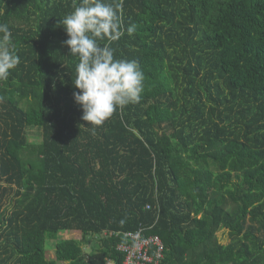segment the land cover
Returning a JSON list of instances; mask_svg holds the SVG:
<instances>
[{
    "label": "trees",
    "instance_id": "obj_1",
    "mask_svg": "<svg viewBox=\"0 0 264 264\" xmlns=\"http://www.w3.org/2000/svg\"><path fill=\"white\" fill-rule=\"evenodd\" d=\"M80 2L0 0L20 57L0 81V264H122L102 233L139 229L160 264H264V0H123L111 46L144 90L95 135L58 25Z\"/></svg>",
    "mask_w": 264,
    "mask_h": 264
},
{
    "label": "clouds",
    "instance_id": "obj_2",
    "mask_svg": "<svg viewBox=\"0 0 264 264\" xmlns=\"http://www.w3.org/2000/svg\"><path fill=\"white\" fill-rule=\"evenodd\" d=\"M122 14L123 0H81L58 20L68 37L62 42L68 56L77 60L72 85L78 91L73 92V99L82 109L84 127L93 135L115 112L139 103L144 90L140 64L117 59L111 46L125 34ZM136 30L137 25L131 24L126 32L131 36ZM19 64L12 33L7 24L0 23V81L7 80Z\"/></svg>",
    "mask_w": 264,
    "mask_h": 264
},
{
    "label": "built area",
    "instance_id": "obj_3",
    "mask_svg": "<svg viewBox=\"0 0 264 264\" xmlns=\"http://www.w3.org/2000/svg\"><path fill=\"white\" fill-rule=\"evenodd\" d=\"M150 209L149 206L146 207ZM105 237H121L122 241L117 244L115 251L120 253L123 258L122 264H160L163 260L164 246L158 236L146 235L143 229L135 232L125 233H106ZM106 264H114L107 260Z\"/></svg>",
    "mask_w": 264,
    "mask_h": 264
},
{
    "label": "rangeland",
    "instance_id": "obj_4",
    "mask_svg": "<svg viewBox=\"0 0 264 264\" xmlns=\"http://www.w3.org/2000/svg\"><path fill=\"white\" fill-rule=\"evenodd\" d=\"M28 141L31 144V147L28 148V151L25 154V158H28L30 156V152L33 151V146H37L41 142V136L40 133L37 130H29L28 131ZM5 207H8V201L5 203ZM61 238L63 239H80L79 232H62L60 233ZM215 238L217 242L221 245H227L229 244L230 240L228 238L227 231L225 229H222L218 231L215 234ZM47 252L46 256L47 258H52L53 256V249H54V243H47ZM91 249V244L88 242L85 245H83V250L85 253H89Z\"/></svg>",
    "mask_w": 264,
    "mask_h": 264
}]
</instances>
